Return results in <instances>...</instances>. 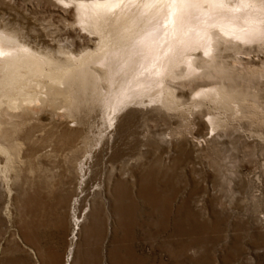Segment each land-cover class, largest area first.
<instances>
[{"label":"bare ground","instance_id":"6f19581e","mask_svg":"<svg viewBox=\"0 0 264 264\" xmlns=\"http://www.w3.org/2000/svg\"><path fill=\"white\" fill-rule=\"evenodd\" d=\"M56 1L72 8V20L96 42L80 49L60 46L55 52L0 29V189L6 216L11 218L19 182L38 170L46 172L43 177H53L49 168L23 154L26 129L32 124L47 122L64 138L80 136L86 124L90 135H83L85 154L92 159L95 143L112 145L116 128L138 120L144 127L134 145L138 158L129 163L130 169L122 168L115 181L122 180L121 175L134 181L131 186L144 196V204L160 213L150 182L161 174L148 170L143 161L150 150L160 164L161 154L178 151L195 174L201 170L191 165L195 157L219 152L224 142L219 137L246 126L264 140V0ZM252 52H263V57L255 61L249 57ZM92 113L96 124L84 120ZM151 123L155 130L149 129ZM161 123L166 125L163 133ZM191 123L197 136L204 130L210 134L203 137L204 144L182 129ZM86 160L78 153L64 157L62 174L84 172ZM115 190L116 196L122 195ZM17 193L26 195L15 197V208L22 213L35 203V196L25 188ZM77 203L78 198L73 207ZM20 222L21 240L32 241L29 222ZM78 228L83 231L84 226ZM93 230L98 236L99 228ZM77 233L75 227L71 240ZM78 255L70 246L63 264H77ZM50 260L56 263L54 255Z\"/></svg>","mask_w":264,"mask_h":264},{"label":"rangeland","instance_id":"374dc122","mask_svg":"<svg viewBox=\"0 0 264 264\" xmlns=\"http://www.w3.org/2000/svg\"><path fill=\"white\" fill-rule=\"evenodd\" d=\"M71 10L56 0H0V29L17 33L37 49H80L96 42L72 20ZM249 57L257 61L263 52ZM93 117L92 113L84 120H98ZM44 123L27 126V144L22 148L53 177H43L46 172L38 170L19 182L11 218L4 213L6 198L0 189V264H53L51 255L55 264H63L70 246L79 251L77 264H264V140L257 133L244 126L240 132L219 137L224 141L219 152L195 157L191 165L201 169L195 174L178 151L161 154L160 164L150 150L143 161L148 170L161 174L148 181L154 184L160 213L145 205L144 196L140 198L131 186L134 181H125L122 175L115 181L119 171L130 169L129 163L138 158L134 145L144 129L138 120L116 128L112 145L105 140L102 146L95 143L92 159L85 154L83 135H90L86 124L80 136L65 139ZM149 126L155 130L152 123ZM165 128L161 123V133ZM182 129L197 143L204 144L210 136L204 135L206 130L197 136L194 123ZM75 153L87 158L86 171L69 170L63 175L62 159ZM16 188L35 196V203L22 213L15 208V197L26 195H19ZM117 188L122 195L116 196ZM22 219L29 222L32 241L21 240ZM75 227L78 233L71 240ZM94 228H99L98 236Z\"/></svg>","mask_w":264,"mask_h":264}]
</instances>
